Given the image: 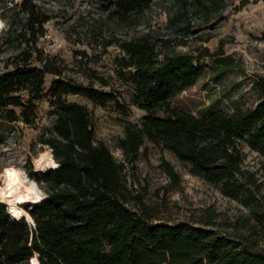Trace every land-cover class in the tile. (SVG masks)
I'll list each match as a JSON object with an SVG mask.
<instances>
[{"label":"trees","instance_id":"obj_1","mask_svg":"<svg viewBox=\"0 0 264 264\" xmlns=\"http://www.w3.org/2000/svg\"><path fill=\"white\" fill-rule=\"evenodd\" d=\"M88 1L103 15L85 25L86 33L94 35L92 44L102 50L115 46L125 54L115 57V74L131 87V103L145 111L138 123H127L118 140L127 161L137 157L145 140L167 149L248 207L250 213L242 222L245 231L227 235L188 222H159L128 189L125 162L117 161L106 144L95 139L87 107L66 99L83 94L104 103L116 95L61 79V67L38 45L45 23L56 16L51 9L34 0H0V18L6 22L1 52L10 51L3 67L12 68L0 76V120L33 124L45 74L58 76L49 101L55 119L41 128L37 140L54 148L61 164L58 170L31 176L44 181L47 193L41 203L25 208L33 224L23 217L12 219L0 204V264H21L33 250L40 253L41 264H264V193L255 174L245 168L242 153L248 146L264 157V87L255 108L232 112L195 116L171 103L203 74L206 65L201 58L218 55L207 48L198 54L172 50L187 43L193 26L188 15L204 13L199 20L206 24L225 8L226 0ZM154 4H167L165 26L178 27L174 35L155 32L146 20ZM82 19L80 11L74 20L82 24ZM214 61L222 66L232 63L226 57ZM88 78L108 85L96 72ZM163 167L177 178L169 162Z\"/></svg>","mask_w":264,"mask_h":264},{"label":"rangeland","instance_id":"obj_2","mask_svg":"<svg viewBox=\"0 0 264 264\" xmlns=\"http://www.w3.org/2000/svg\"><path fill=\"white\" fill-rule=\"evenodd\" d=\"M34 1L56 15L45 23V33L38 45L61 67V79H74L100 92L116 95L114 100L104 103H95L83 94H69L66 99L87 107L95 139L105 143L117 161L125 162V181L132 195L141 197L159 222H188L227 235L244 232L242 222L250 211L238 199L223 194L221 185L204 180L191 170L189 164L148 140L143 142L131 162L117 146L119 138L125 135L127 123H138L145 111L131 103V87L120 82L115 74V57H124L125 54L115 46L106 50L95 46L92 44L94 35L85 31V25L92 18L103 15L99 6L88 0ZM165 7L167 4H154L145 18L155 32L173 34L178 27L166 29ZM80 11L84 12L82 24L74 20ZM203 15L199 12L188 15L193 26L187 35V43L174 46L172 50L198 54L207 48L218 55L201 58L206 65L203 74L192 86L176 93L171 98L172 105L195 116L217 110L232 112L255 108L264 87V41L261 39L264 0H226L225 8L210 22L201 25L199 18ZM5 29L0 30V35ZM1 49L0 44V76L12 70L3 67V58L10 51L1 52ZM215 57H226L232 63L218 65ZM92 71L107 79L108 85L89 80L88 74ZM57 79L54 74H45L33 124L0 120V172L11 165L25 168L30 177L37 173L33 171L31 161L38 145H48L39 143L37 137L41 128L50 127L55 119L49 101L52 84ZM39 150L43 151V148ZM242 153L245 168L255 174L264 193V157L248 146L243 147ZM164 161L170 163L177 178L165 171ZM28 205L21 207L26 211Z\"/></svg>","mask_w":264,"mask_h":264},{"label":"clouds","instance_id":"obj_3","mask_svg":"<svg viewBox=\"0 0 264 264\" xmlns=\"http://www.w3.org/2000/svg\"><path fill=\"white\" fill-rule=\"evenodd\" d=\"M6 22L0 20V30L5 29ZM43 148V151L39 149ZM55 149L50 145H38L37 153L32 157L33 171L46 173L48 170H58L61 164L54 155ZM44 181L31 178L23 167H6L0 172V204L7 205V212L12 219L19 221L22 217L33 224L30 211H25L24 204L38 205L47 198ZM21 264H41L40 253L33 250L32 255Z\"/></svg>","mask_w":264,"mask_h":264},{"label":"bare ground","instance_id":"obj_4","mask_svg":"<svg viewBox=\"0 0 264 264\" xmlns=\"http://www.w3.org/2000/svg\"><path fill=\"white\" fill-rule=\"evenodd\" d=\"M6 167H12V166L10 165V166H6ZM6 167H5V168H6ZM3 170H4V169H3ZM6 207H7V205H6ZM20 207H21V206H20Z\"/></svg>","mask_w":264,"mask_h":264},{"label":"water","instance_id":"obj_5","mask_svg":"<svg viewBox=\"0 0 264 264\" xmlns=\"http://www.w3.org/2000/svg\"><path fill=\"white\" fill-rule=\"evenodd\" d=\"M7 208V207H6Z\"/></svg>","mask_w":264,"mask_h":264}]
</instances>
